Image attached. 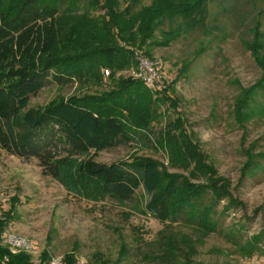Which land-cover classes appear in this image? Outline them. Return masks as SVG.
Wrapping results in <instances>:
<instances>
[{
    "label": "rangeland",
    "instance_id": "rangeland-1",
    "mask_svg": "<svg viewBox=\"0 0 264 264\" xmlns=\"http://www.w3.org/2000/svg\"><path fill=\"white\" fill-rule=\"evenodd\" d=\"M92 1L99 4L64 14L58 49L35 58L38 64L73 62L63 59L74 52L75 15L104 13L105 0ZM255 51L264 55V0H211L204 27L153 49L162 77L141 100L143 119L109 102L134 77L133 64L114 73L107 65L91 71L74 63L69 69L78 74L75 83L51 84L29 105L39 110L64 100L112 111L146 140V146L103 150L98 162L112 164L137 153L155 160L166 175H179L188 187L227 182L217 211L230 200L239 204L221 217L219 227L206 217L161 221L149 213L142 189L125 206L90 196L87 180L84 195L72 193L46 174L38 159L0 148V248L9 253L3 264L10 254H21L30 264H264V251L248 243L264 225V99L245 125L233 113L238 82L247 87L261 76ZM184 66L188 70L180 77ZM241 224L245 228L239 232Z\"/></svg>",
    "mask_w": 264,
    "mask_h": 264
},
{
    "label": "trees",
    "instance_id": "trees-1",
    "mask_svg": "<svg viewBox=\"0 0 264 264\" xmlns=\"http://www.w3.org/2000/svg\"><path fill=\"white\" fill-rule=\"evenodd\" d=\"M6 1L0 0V148L25 160L38 159L44 172L72 193L84 195L87 180L90 196L125 206L142 189L149 213L161 221L186 223L206 217L219 227L221 217L239 204L230 200L222 211H217L227 182L219 185L217 180H211L207 185L188 187L185 179L166 175L155 160L137 153L112 164L98 162L96 156L103 150L146 146V140L138 130L126 127L116 113L77 101L62 100L39 110L29 108L31 98L43 88L75 83L78 74L69 69L74 63L79 70L91 71L107 65L115 73L137 65V50L155 60L154 48L168 47L184 33L206 25L211 0H152L150 4L143 0H105L101 5L103 14L93 18L84 11L72 17L70 31L76 39L71 49L74 52L63 59L73 61L68 66L52 60L38 64L35 58L52 55L58 49L60 20L65 13L99 3L10 0L7 6ZM256 54L262 69L260 78L247 87L238 82L240 92L233 113L241 125L255 118L256 104L264 99V55ZM187 70L188 66H184L179 76ZM173 83L167 89H172ZM148 88L132 77L109 102L143 119L141 100L148 97ZM244 228L241 224L239 232ZM248 243L264 251V225ZM5 254L9 255L7 249L0 248V264ZM7 264L30 263L21 254H10Z\"/></svg>",
    "mask_w": 264,
    "mask_h": 264
},
{
    "label": "built area",
    "instance_id": "built-area-1",
    "mask_svg": "<svg viewBox=\"0 0 264 264\" xmlns=\"http://www.w3.org/2000/svg\"><path fill=\"white\" fill-rule=\"evenodd\" d=\"M137 66L134 70V78L143 81L148 87L155 88L161 81V73L157 63L144 55L141 51H137ZM110 73L108 69L105 70Z\"/></svg>",
    "mask_w": 264,
    "mask_h": 264
}]
</instances>
